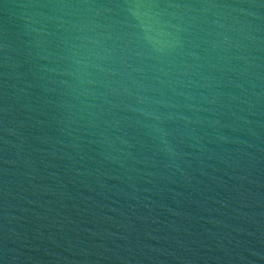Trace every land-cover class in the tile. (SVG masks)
I'll return each instance as SVG.
<instances>
[{"label": "water", "instance_id": "1", "mask_svg": "<svg viewBox=\"0 0 264 264\" xmlns=\"http://www.w3.org/2000/svg\"><path fill=\"white\" fill-rule=\"evenodd\" d=\"M126 2L0 0V264H264V0Z\"/></svg>", "mask_w": 264, "mask_h": 264}, {"label": "clouds", "instance_id": "2", "mask_svg": "<svg viewBox=\"0 0 264 264\" xmlns=\"http://www.w3.org/2000/svg\"><path fill=\"white\" fill-rule=\"evenodd\" d=\"M128 11H131L133 16L139 20V23L136 25L138 30H152L153 25L161 24V17L164 15V9L170 7H190L188 5H161L159 3L151 2V0H129L122 5ZM35 7H40V5H35ZM53 7L58 8H72V7H87V8H95L99 9L103 6L95 5V4H59L53 5ZM139 10H145L144 14L141 15ZM96 15H100V12L97 11ZM81 31L83 29H80ZM163 46V45H162Z\"/></svg>", "mask_w": 264, "mask_h": 264}]
</instances>
